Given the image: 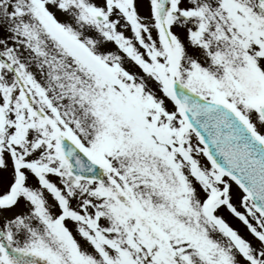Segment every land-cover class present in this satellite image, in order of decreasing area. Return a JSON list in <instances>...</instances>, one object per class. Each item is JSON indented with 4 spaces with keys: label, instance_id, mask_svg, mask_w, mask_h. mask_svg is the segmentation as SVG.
I'll use <instances>...</instances> for the list:
<instances>
[{
    "label": "snow or ice",
    "instance_id": "obj_1",
    "mask_svg": "<svg viewBox=\"0 0 264 264\" xmlns=\"http://www.w3.org/2000/svg\"><path fill=\"white\" fill-rule=\"evenodd\" d=\"M144 2L0 0V264H264V0Z\"/></svg>",
    "mask_w": 264,
    "mask_h": 264
},
{
    "label": "rangeland",
    "instance_id": "obj_2",
    "mask_svg": "<svg viewBox=\"0 0 264 264\" xmlns=\"http://www.w3.org/2000/svg\"><path fill=\"white\" fill-rule=\"evenodd\" d=\"M140 11L143 13V12H146L147 11V3H146V0L145 2L142 4L141 8H140ZM243 210V209H241ZM225 215H226V218L231 222L233 223L234 226L238 227L241 232L245 235H248V232L246 230V228L241 224V222L239 220H237L236 218H234L230 213H228L227 211H225ZM70 226H71V222H70Z\"/></svg>",
    "mask_w": 264,
    "mask_h": 264
}]
</instances>
